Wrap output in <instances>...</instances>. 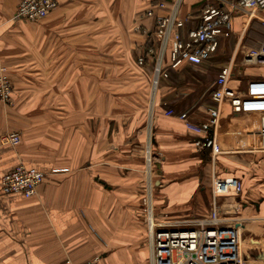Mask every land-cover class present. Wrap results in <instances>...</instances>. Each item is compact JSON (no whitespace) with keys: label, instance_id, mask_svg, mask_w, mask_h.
Wrapping results in <instances>:
<instances>
[{"label":"crops","instance_id":"obj_1","mask_svg":"<svg viewBox=\"0 0 264 264\" xmlns=\"http://www.w3.org/2000/svg\"><path fill=\"white\" fill-rule=\"evenodd\" d=\"M21 1L0 0V71L13 87L11 104L0 106V264H84L97 257L98 264H151L147 193L157 220L207 216L214 174L242 181L237 200L246 264H264V114H233L225 106L215 161L210 149L196 148L182 120L165 115L172 107L206 122L212 83L243 32L244 47L263 39L258 20L244 30L247 14L229 8L232 38L201 66L169 70L158 90L155 162L147 171L149 96L141 90L136 117L126 124L120 115L111 129L110 70L124 72L126 81L143 69L151 74L150 60L141 67L137 58L149 39L154 43L156 17L167 15L174 0H164L166 10L148 0H59L39 22L14 18ZM206 1L183 0L178 17L187 31ZM111 39L122 50L117 64H110ZM241 70L233 88L264 79V67ZM11 132L21 135L19 144H1ZM19 164L44 174L33 196L2 192V176Z\"/></svg>","mask_w":264,"mask_h":264},{"label":"built area","instance_id":"obj_2","mask_svg":"<svg viewBox=\"0 0 264 264\" xmlns=\"http://www.w3.org/2000/svg\"><path fill=\"white\" fill-rule=\"evenodd\" d=\"M147 1V0H146ZM154 7L166 10L164 0H148ZM154 2V3H153ZM183 0H174L165 16H157L155 20L154 43L137 58L139 66H145L150 60L151 89L147 122L150 127L149 140L145 150L147 171H151L155 162L152 149L151 128L155 114L157 95L162 80L169 77V70H177L183 65L201 66L209 61L220 49V45L232 38L231 9L247 14L246 30L253 20L264 27V0H207L203 4L200 17L187 31L186 21L181 20L179 11ZM59 0H22L14 18L27 22H39L58 7ZM231 8V9H229ZM153 16L152 9L146 12ZM245 32V31H244ZM244 32L241 35L231 60L224 65L214 79L210 99L212 106L208 108L206 122L197 124L191 120L188 112H175L165 108L166 116H175L182 120L186 130L194 134V145L199 150L210 149L215 161L218 151V134L225 106H229L233 114H264V79H253L247 82L244 89L233 88L232 78L237 68L236 56L242 45ZM240 72L244 67H264V37L256 47H247L242 51ZM168 55V60L166 57ZM12 83L4 70L0 71V106L11 104ZM163 106H167L163 103ZM21 135L17 132L6 133L1 144L16 146ZM44 174L38 170L19 164L2 176V192L11 194L20 192L26 197L35 195ZM153 184V183H152ZM149 180L148 187L152 185ZM211 211L207 216L168 224L165 220H157L151 199L147 193L144 202V219L146 221L150 243L151 264H246L243 250L240 199L243 183L233 176L214 174L211 183ZM232 196L233 201H221V197ZM94 258L84 264H98Z\"/></svg>","mask_w":264,"mask_h":264},{"label":"rangeland","instance_id":"obj_3","mask_svg":"<svg viewBox=\"0 0 264 264\" xmlns=\"http://www.w3.org/2000/svg\"><path fill=\"white\" fill-rule=\"evenodd\" d=\"M116 41L117 40L111 39V44L116 43ZM113 45L114 44L111 45V49H110V56H111L110 64H114V63L117 64L123 61L121 58L122 50H119L118 48L116 49L115 47L113 48L112 47ZM244 48H247V47L246 46L244 47L243 45H241L237 53V56L235 58L237 68L241 67V60L243 59L242 51L244 50ZM235 49H236V45L234 46L233 53ZM228 62H226L225 64H227ZM136 72H133V75L130 77V80L127 79L126 81L125 78L121 77L123 74H125L124 72L113 70L111 67L110 77H109L110 78V87H109L110 104L109 105H110V110H111V118H110L111 129L114 127V124H112V122H118L119 119L117 117L120 115H122V118H123L122 121H124L126 124L130 122L131 118L134 119V117H136V115H133L134 112L138 109L137 104H136V95L140 94L141 90L142 91L145 90L147 92V95L149 96V92L151 89V76H150L151 74L149 73V71H146V70L144 71V69L140 70V72L139 71H136ZM147 101L148 100H146L145 112H147V108L149 104ZM200 217L201 216L194 215V216L183 217V219L192 220V219H197ZM242 238H243V241H245V243L243 244V248L245 249L247 235L243 234ZM147 242H148L147 244L149 245V249H150V239L149 238H147Z\"/></svg>","mask_w":264,"mask_h":264},{"label":"trees","instance_id":"obj_4","mask_svg":"<svg viewBox=\"0 0 264 264\" xmlns=\"http://www.w3.org/2000/svg\"><path fill=\"white\" fill-rule=\"evenodd\" d=\"M154 3V2H153ZM154 30H155V28H154ZM152 44H151V41H150V39L148 40V42H147V44L143 47V51H145V50H147V48L148 47H150ZM172 108V107H171ZM173 109V108H172ZM173 110H175V109H173ZM208 157V156H207Z\"/></svg>","mask_w":264,"mask_h":264}]
</instances>
